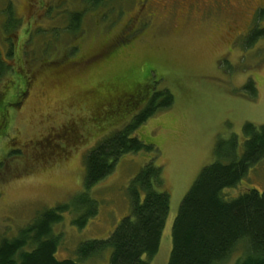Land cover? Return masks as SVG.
<instances>
[{
	"label": "rangeland",
	"instance_id": "rangeland-1",
	"mask_svg": "<svg viewBox=\"0 0 264 264\" xmlns=\"http://www.w3.org/2000/svg\"><path fill=\"white\" fill-rule=\"evenodd\" d=\"M79 12L81 28L72 33L70 17ZM0 57L13 68L0 82V92L8 87L9 94L0 110L14 103L5 116L0 112L6 126L0 133V242L17 237L41 213L65 207L53 227L61 237L60 260H76L85 241L110 237L131 213L130 182L153 163L171 204L150 263L168 264L182 201L215 162L219 140L236 135L242 156L245 125H264V0H109L90 10L81 0H0ZM74 60L83 63L59 69ZM23 77L32 83L17 105ZM250 82L255 98L245 89ZM135 84L144 99L136 110H120L123 93ZM165 91L173 105L133 135L152 149L123 156L107 179L88 189L87 155ZM250 189L264 192V160L226 195L234 199ZM90 205L95 214L79 228L73 222ZM242 253L243 247L226 264ZM110 255L79 264H111Z\"/></svg>",
	"mask_w": 264,
	"mask_h": 264
},
{
	"label": "trees",
	"instance_id": "trees-1",
	"mask_svg": "<svg viewBox=\"0 0 264 264\" xmlns=\"http://www.w3.org/2000/svg\"><path fill=\"white\" fill-rule=\"evenodd\" d=\"M81 1L89 5V10L109 3V0ZM83 16V12L72 14L67 30L80 31ZM9 21L11 27L17 22ZM14 56L10 48L7 58ZM11 73L13 68L0 57V82ZM28 87L23 77L22 85L17 88V92L21 91L17 105L21 104ZM7 89L0 92V104L4 95H9L5 93ZM245 89L253 91L256 97L253 82ZM126 92L120 110H136L144 99L142 88L135 84L133 90ZM158 99H162L160 103ZM173 103L169 91L154 93L144 110L138 111L122 130L92 150L86 157V187L92 188L107 179L123 156L150 151L151 146L133 135L156 112L170 108ZM13 106L14 103L7 104L5 109ZM6 110H0L2 116ZM5 130L0 121V133ZM244 137L242 156L238 155L240 144L236 135L226 141L219 140L215 162L202 170L186 194L173 224V248L168 264H226L241 247L243 253L235 264H264V192L250 189L234 199L226 195L227 190L235 189L264 160V125L246 124ZM161 172L153 163L141 170L128 187L130 215L123 218L107 239L83 242L78 247L76 260H60L56 256L61 237L54 235L53 227L63 220L62 213L66 211L65 207L58 206L41 213L17 237L3 239L0 264H79L106 251L111 252V264H151L159 251L171 204L170 195L161 191ZM94 206L90 205L91 209L73 224L85 227L95 214Z\"/></svg>",
	"mask_w": 264,
	"mask_h": 264
},
{
	"label": "flooded vegetation",
	"instance_id": "flooded-vegetation-1",
	"mask_svg": "<svg viewBox=\"0 0 264 264\" xmlns=\"http://www.w3.org/2000/svg\"><path fill=\"white\" fill-rule=\"evenodd\" d=\"M245 33H246V32H245ZM242 34H244V33L238 34V37H239L240 35H242ZM238 37H237V38H238ZM82 60H84V59H82ZM82 60H81V61H82ZM81 61H79V60L69 61V62L66 63L65 66L60 64V65H58V67H59L60 70H64V68H65L66 66H68L69 68H73V67H76V66L81 65V64L83 63V62H81ZM49 70H51V66H50ZM30 78H31V77H26V82H27V85H28V86H30L31 83H32V81H31ZM27 94H28V92H25L24 97H25ZM22 100H23V98H22ZM21 102H22V101H21Z\"/></svg>",
	"mask_w": 264,
	"mask_h": 264
}]
</instances>
